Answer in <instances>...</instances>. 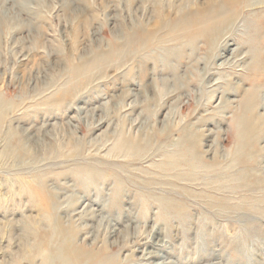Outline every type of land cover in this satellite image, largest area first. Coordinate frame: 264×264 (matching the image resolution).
I'll return each instance as SVG.
<instances>
[{"label":"rangeland","instance_id":"rangeland-1","mask_svg":"<svg viewBox=\"0 0 264 264\" xmlns=\"http://www.w3.org/2000/svg\"><path fill=\"white\" fill-rule=\"evenodd\" d=\"M221 5L0 0V264H264V0Z\"/></svg>","mask_w":264,"mask_h":264},{"label":"bare ground","instance_id":"bare-ground-1","mask_svg":"<svg viewBox=\"0 0 264 264\" xmlns=\"http://www.w3.org/2000/svg\"><path fill=\"white\" fill-rule=\"evenodd\" d=\"M239 0H227V3H228V6H230V8H228L227 6L225 7V5L224 6H222L221 5V7H219V11L220 10H224L226 13H229V14H232L233 15V13L235 12V10H236V7H235V5H236V3L238 2ZM226 9V10H225ZM204 15L205 14H202L201 15V19H204ZM206 22V21H205ZM204 22V23H205ZM233 44V43H232ZM232 44H227L226 42L224 43V44H222L221 45V48L222 49H227V50H231L230 52V55L231 56H237L238 57V54H236V51L238 50V46H236L235 48H233V49H229V47L232 45ZM216 47H217V45H216ZM215 47V48H216ZM225 54V53H224ZM220 58H221V56H220ZM242 59V58H241ZM236 61V60H235ZM243 62V61H242ZM258 64H260V63H255L254 65V67H253V71L254 72H256L257 70H259V68H258ZM233 67V66H232ZM234 68V67H233ZM236 68H237V66H236ZM258 72V71H257ZM241 82V81H240ZM250 102V101H249ZM251 107V106H250ZM249 109V107H246V111ZM250 112V111H249ZM247 113V112H246ZM256 119H257V121H258V118L256 117ZM258 122H260V121H258ZM243 123V122H242ZM260 124H261V122H260ZM244 126V125H243ZM244 129V128H243ZM255 129H257V128H255ZM254 129V127H252V131H253V133H251V134H249V135H247L246 134V130H241L242 131V133H241V139H240V143H239V145H240V147L242 148V150H248V148L249 147H254V145H255V132H256V130ZM258 130V129H257ZM246 131V132H245ZM248 152V151H247ZM247 152H245V153H247ZM242 156V155H241ZM111 234V233H110ZM163 244V243H162ZM79 249H81V248H79ZM63 251H64V254L62 255V256H59V257H57V261L59 262V264H78V263H80L79 261L81 260V256L80 255H78V254H76L75 252L77 251V250H75V249H73V248H71V246L70 245H66L64 248H63ZM80 254V253H79ZM86 254V253H85ZM214 258V257H213ZM87 262V261H86ZM88 264V263H87Z\"/></svg>","mask_w":264,"mask_h":264}]
</instances>
